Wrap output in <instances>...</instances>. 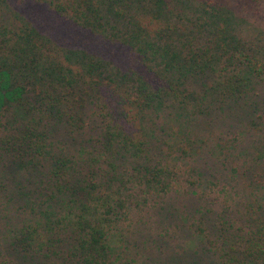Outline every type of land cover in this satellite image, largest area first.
<instances>
[{"label": "trees", "instance_id": "1", "mask_svg": "<svg viewBox=\"0 0 264 264\" xmlns=\"http://www.w3.org/2000/svg\"><path fill=\"white\" fill-rule=\"evenodd\" d=\"M260 1L0 0V264H264Z\"/></svg>", "mask_w": 264, "mask_h": 264}, {"label": "rangeland", "instance_id": "2", "mask_svg": "<svg viewBox=\"0 0 264 264\" xmlns=\"http://www.w3.org/2000/svg\"><path fill=\"white\" fill-rule=\"evenodd\" d=\"M257 9H258V12H259V14H258V16H256V17H252L251 15H252V12H250L249 14H243V15H246V17H248L247 18V22H248V25L249 26H251L250 25V23L251 22H253L254 23V27H255V29H259V30H263L264 31V0H261L260 1V3H259V5L257 6ZM252 27V26H251ZM175 245L174 246H178V249L177 250H179V246L181 247V248H185V247H188L187 246V244L186 243H182V242H180V243H176V242H173ZM124 251V250H123ZM134 250L133 249H129L128 247L126 248V250H125V253H126V256H125V258L126 259H129L130 257H133V256H135V258L134 259H136V261H137V264H138V258L136 257V255H133V252ZM140 254L141 255H144V251H145V249H140ZM155 256V255H154ZM128 261L129 260H127V263H128ZM136 261H134V263L133 264H136L135 262ZM126 263V264H127ZM144 264V261H142L140 264ZM120 264V263H119ZM122 264H125L124 262L122 263ZM130 264V263H129Z\"/></svg>", "mask_w": 264, "mask_h": 264}]
</instances>
